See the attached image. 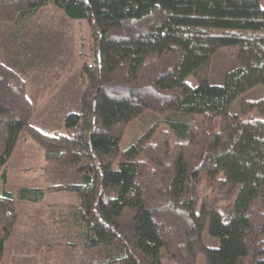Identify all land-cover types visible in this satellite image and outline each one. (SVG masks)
<instances>
[{"label":"trees","instance_id":"trees-1","mask_svg":"<svg viewBox=\"0 0 264 264\" xmlns=\"http://www.w3.org/2000/svg\"><path fill=\"white\" fill-rule=\"evenodd\" d=\"M48 3L87 20L93 59L62 132L30 124L25 80L0 60V176L26 129L44 161L70 164L80 179L2 189L0 260L16 198L68 189L79 198L71 209L84 245L101 246L87 264H163L162 251L176 264H196L201 253L204 264H264V100L230 110L264 85V0H0V22L19 25ZM221 47L236 65L211 83ZM141 114L145 129L119 148ZM206 226L217 246L204 242Z\"/></svg>","mask_w":264,"mask_h":264},{"label":"rangeland","instance_id":"rangeland-1","mask_svg":"<svg viewBox=\"0 0 264 264\" xmlns=\"http://www.w3.org/2000/svg\"><path fill=\"white\" fill-rule=\"evenodd\" d=\"M89 40L87 20L69 18L52 3L19 25L0 22V60L25 80L26 95L33 108L30 124L42 132L64 131V115L78 108L83 89L82 65L93 59ZM212 57L208 79L211 83H220L224 74L236 65V60L223 47ZM186 81L190 85L196 83L192 75ZM259 99L264 100L261 84L241 93L231 103L230 110L239 111L243 101ZM146 115H138L127 123L119 148L145 129ZM163 127V124L158 126L153 138L159 136ZM26 137L27 131L23 129L5 164V181L0 176V193L3 188L17 192L21 186L67 184L80 177L70 164L44 161L39 145ZM188 186L187 182L185 188ZM198 186L208 192L201 182ZM75 195L71 190L60 189L49 191L37 202L16 198L19 216L4 245L0 264H87L97 258L101 246H85L82 228L72 218ZM202 237L206 244L218 245L219 240L209 235L207 226ZM160 257L163 264H176L163 251ZM196 264H204L202 253ZM246 264L253 263L248 260Z\"/></svg>","mask_w":264,"mask_h":264},{"label":"crops","instance_id":"crops-1","mask_svg":"<svg viewBox=\"0 0 264 264\" xmlns=\"http://www.w3.org/2000/svg\"><path fill=\"white\" fill-rule=\"evenodd\" d=\"M213 58V57H212ZM211 58V59H212ZM218 81H219V79H218ZM222 81H223V78H222ZM221 83V82H220ZM41 149V148H40ZM41 156H42V150H41ZM80 179V177H78V179L76 180V181H78ZM22 187V186H21ZM30 187H36V186H30ZM49 191H47L46 193H45V195L48 193ZM45 195H44V197H45ZM77 195H75V202H74V205H77L78 204V202H79V198H78V196L76 197ZM44 197L42 198V199H44ZM18 216H19V213H18Z\"/></svg>","mask_w":264,"mask_h":264}]
</instances>
